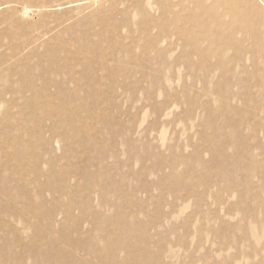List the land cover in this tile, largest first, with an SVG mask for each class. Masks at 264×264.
I'll list each match as a JSON object with an SVG mask.
<instances>
[{"label": "rangeland", "instance_id": "rangeland-1", "mask_svg": "<svg viewBox=\"0 0 264 264\" xmlns=\"http://www.w3.org/2000/svg\"><path fill=\"white\" fill-rule=\"evenodd\" d=\"M212 2L0 0V33H15L0 43V264H264L252 57L226 50L239 109L220 116V70L170 35ZM242 3L256 30L259 6Z\"/></svg>", "mask_w": 264, "mask_h": 264}, {"label": "bare ground", "instance_id": "bare-ground-1", "mask_svg": "<svg viewBox=\"0 0 264 264\" xmlns=\"http://www.w3.org/2000/svg\"><path fill=\"white\" fill-rule=\"evenodd\" d=\"M213 4L209 6L206 13L207 18L202 19V5H197L198 8L197 13H195L192 19H185L182 22H187L188 28L177 27V22L174 21V27L170 31V35H174L178 39L182 40L183 44L191 45L193 48L198 45V48H195L196 54L198 56V62L203 67L202 69H216L220 70V79L217 83L214 84V92L217 94L219 99V106L222 110L218 113L220 116L230 117L231 114H236L237 109H239L233 102L232 96L233 93L231 91L229 83L232 80L231 69L233 66L232 56L226 54L227 49H234L236 53H242L245 51L249 53L252 57L253 69H254V84L249 81L246 84V90L243 94H241L243 98L244 108L253 109L255 108V101L253 97L252 86H256L259 94L264 92V7H262L255 0H212ZM242 1H253L254 4L258 5L261 12V21L256 30L251 29V22L249 17L246 16L247 9ZM264 3V0H263ZM262 3V4H263ZM23 9H27L24 8ZM221 9L225 19L220 23L216 22L215 19L221 15L218 11ZM242 9L243 11H241ZM212 18V19H211ZM8 26V22L6 23ZM249 27H251L249 29ZM161 31H169V28L163 23L161 25ZM186 30L188 34L185 33ZM245 31V36H247L252 42L245 46L242 42H235L233 34L238 31ZM250 30V31H249ZM9 33V34H8ZM8 33L1 34L0 33V43L3 38H7L8 36H15V33L12 31L11 27L8 28ZM169 35V34H168ZM207 41V47H202V41ZM1 45V44H0ZM27 42L22 44L23 49L26 48ZM48 48H51L47 45ZM35 47H31L28 50H31ZM59 55L57 57L52 56V60H57L58 63L65 62V58L68 55L64 49L59 50ZM9 57V56H7ZM6 56L0 57V67L7 60ZM213 58V59H212ZM212 59V60H211ZM227 59L229 61H227ZM68 66V65H65ZM12 63L9 64L5 68H0L2 70H12ZM38 69H40L45 76L47 73L46 63H39ZM22 70H18L16 73L8 72L6 76L18 75L21 79H23L21 73ZM252 80V79H251ZM56 84V81L49 79V84ZM219 83V84H218ZM216 85V86H215ZM11 88H18L21 86L25 88H31L32 84H25L22 82V85L18 83L17 80L9 82L7 85ZM22 92V91H21ZM264 98V96H263ZM264 104V101L261 102ZM235 130L237 128L235 127ZM19 133V129L17 130ZM247 144H242L243 152L246 151ZM124 201V200H122ZM83 264H85L83 262Z\"/></svg>", "mask_w": 264, "mask_h": 264}]
</instances>
